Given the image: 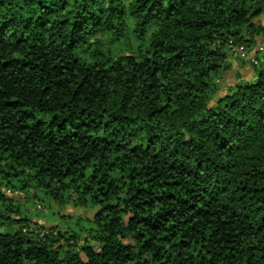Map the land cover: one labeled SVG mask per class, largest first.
Wrapping results in <instances>:
<instances>
[{
	"label": "trees",
	"instance_id": "16d2710c",
	"mask_svg": "<svg viewBox=\"0 0 264 264\" xmlns=\"http://www.w3.org/2000/svg\"><path fill=\"white\" fill-rule=\"evenodd\" d=\"M263 17L0 0V264H264ZM7 191L92 216L25 232Z\"/></svg>",
	"mask_w": 264,
	"mask_h": 264
},
{
	"label": "rangeland",
	"instance_id": "374dc122",
	"mask_svg": "<svg viewBox=\"0 0 264 264\" xmlns=\"http://www.w3.org/2000/svg\"><path fill=\"white\" fill-rule=\"evenodd\" d=\"M133 42L135 41L131 40L130 42H124L123 44H121V49H125V47L128 48V45L132 44ZM241 73L246 80H251L253 77L252 68H246L242 70ZM230 78L232 79V76ZM231 82H234V80H232ZM7 193L22 205L24 214L26 215L25 217L31 220L30 227L29 229L25 230V232L32 231L38 226H44L46 228L57 227L58 230L65 232V230L68 229V227H74V224H76V221L73 220L74 219L73 216L74 217L92 216V213L87 212L86 214L83 211H75L71 207H66L63 210V213L68 214L70 216V219L67 220L66 219L67 217H63V218L59 217L61 213L56 214V210H57L56 208L53 207V209H50V203L45 199L42 202L36 201V203H33V202H27V199L21 193H13L11 191H7Z\"/></svg>",
	"mask_w": 264,
	"mask_h": 264
},
{
	"label": "built area",
	"instance_id": "2783aa9c",
	"mask_svg": "<svg viewBox=\"0 0 264 264\" xmlns=\"http://www.w3.org/2000/svg\"><path fill=\"white\" fill-rule=\"evenodd\" d=\"M239 51L241 52V55H242V57H246V52H245V50H244V48L243 47H241L240 49H239ZM259 51H264V43L262 44V45H260V47H259Z\"/></svg>",
	"mask_w": 264,
	"mask_h": 264
}]
</instances>
